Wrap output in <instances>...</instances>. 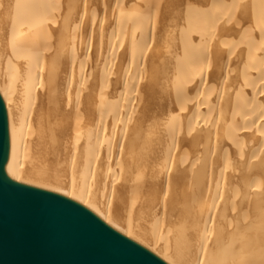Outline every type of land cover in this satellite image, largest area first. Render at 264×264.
<instances>
[{"label":"bare ground","instance_id":"obj_1","mask_svg":"<svg viewBox=\"0 0 264 264\" xmlns=\"http://www.w3.org/2000/svg\"><path fill=\"white\" fill-rule=\"evenodd\" d=\"M0 94L9 176L174 264H264V0H0Z\"/></svg>","mask_w":264,"mask_h":264},{"label":"water","instance_id":"obj_2","mask_svg":"<svg viewBox=\"0 0 264 264\" xmlns=\"http://www.w3.org/2000/svg\"><path fill=\"white\" fill-rule=\"evenodd\" d=\"M9 155L0 94V264H174L85 199L9 176Z\"/></svg>","mask_w":264,"mask_h":264}]
</instances>
